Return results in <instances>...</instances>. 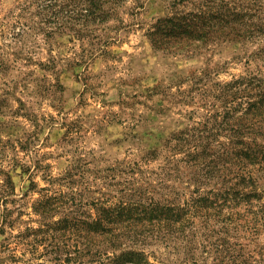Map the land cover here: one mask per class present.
Listing matches in <instances>:
<instances>
[{
	"label": "rangeland",
	"instance_id": "obj_1",
	"mask_svg": "<svg viewBox=\"0 0 264 264\" xmlns=\"http://www.w3.org/2000/svg\"><path fill=\"white\" fill-rule=\"evenodd\" d=\"M48 1L0 0V264H46L22 238L40 224L33 206L43 194L92 201L150 182L167 157H183L169 142L214 112L215 84L264 74V40L216 43L193 57L156 51L147 33L174 0L110 4L109 20L82 34L44 24L38 6ZM178 165L173 183L188 192L189 170ZM5 174L16 188L7 224Z\"/></svg>",
	"mask_w": 264,
	"mask_h": 264
},
{
	"label": "trees",
	"instance_id": "obj_2",
	"mask_svg": "<svg viewBox=\"0 0 264 264\" xmlns=\"http://www.w3.org/2000/svg\"><path fill=\"white\" fill-rule=\"evenodd\" d=\"M125 1L49 0L38 8L49 27L82 34L109 20L110 4ZM186 3L190 9L175 11ZM172 6L147 33L158 52L193 57L216 43L264 40V0H174ZM215 86L214 112L169 142L183 152L180 160L167 157L154 179L115 196L43 194L33 206L39 226L22 235L26 245L46 264H162L159 248L185 264H264V74ZM178 164L189 170L188 192L173 183ZM5 177L7 224L16 188Z\"/></svg>",
	"mask_w": 264,
	"mask_h": 264
}]
</instances>
